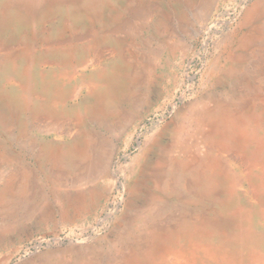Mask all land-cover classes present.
Here are the masks:
<instances>
[{
    "label": "rangeland",
    "instance_id": "1",
    "mask_svg": "<svg viewBox=\"0 0 264 264\" xmlns=\"http://www.w3.org/2000/svg\"><path fill=\"white\" fill-rule=\"evenodd\" d=\"M26 1L0 0V23L3 22V25L0 24V42L3 45L7 40L6 43L8 45L6 43L4 45L10 49L9 55L6 53L1 54L2 56L0 55V84L2 83L0 85V97L3 98L0 99V102H3L4 98L5 100H10L13 102L11 106L16 105L15 109L18 110L19 101L17 99L21 96V91L16 86L11 87L9 83L10 81H15L20 84L24 82V79L27 80L24 72L28 69L30 80L33 81L32 84L34 86V89L31 90L34 103L39 104L43 101L45 103L48 98L44 90L40 88L42 81H52L57 75L61 74L63 76L64 74L66 86L60 89L61 94H59L60 96L62 95L63 100L61 99V102L63 104H59L52 114L39 117L40 125L35 123V127L31 126L27 131V138L22 134L23 138L19 139V141H13L8 132L0 129V180L6 173L16 171L19 167L28 169L27 171L32 178V187L29 188L30 190L28 189L26 197L27 205H21L20 209L14 213L13 216H16V219L12 220V224L9 223L10 221L7 222L5 220L4 222V220L0 219V227L4 228V232L0 231V264H40L51 256L56 258L66 257L67 262H72L76 258L75 251L82 246L84 249L104 247L109 254H120L121 250L115 245L121 233L124 232L125 234L126 232L123 237H126L127 240L129 238L133 239L134 236L145 233V230L152 222L161 220L160 217L163 214L169 213L171 208L179 205L177 194L175 197L163 199L161 198L162 195L159 196V193L154 191L155 175L157 174L154 170L156 161L166 158L168 155L176 156L178 159L181 158V153H179L181 146H187L190 151H194L198 155L206 152L203 140L193 138L195 131L193 113L203 111L209 107L208 103L204 101V96L207 92L212 93L214 91L226 97L231 94L230 84L235 81L234 79L223 77L220 85L212 87L207 81L206 71L212 59L211 56L215 44L229 33L230 27L233 29L236 25L225 26L221 34H212L206 40V46L205 43L203 44L204 36L196 37L194 35V30L197 28L195 21L189 17L184 23L186 26L179 23L180 17L189 11L191 4H199L204 0H118V4L124 9L125 7L126 9L131 8L133 12L137 9L136 14H124L125 18L123 20H118L123 17L122 15L117 16L113 12L110 13L112 11L110 7L117 6L116 0H92L104 9H102V12L104 11L102 15L97 17L90 16L86 12L90 0H37L31 10L25 8ZM255 1L257 0H250V3L252 4ZM82 2L85 4H82ZM141 2L144 6L147 5L146 10H144L145 13L139 8V6H143ZM238 2L239 0H219L220 9L223 10L225 4H230V9H234L235 6L233 7L231 4ZM62 12H64V15H62ZM214 14H216V11ZM217 16H212V18L215 19ZM235 18L236 16L233 14L225 17V20L232 21ZM72 19H75L74 22H71L73 21ZM3 26L4 31L2 30ZM39 26H43V29ZM126 28L128 29L124 30ZM27 35H30V37ZM45 35L47 36L45 37ZM60 37L62 38L60 39ZM122 39L126 43H123ZM255 40L256 42L247 48L246 61L239 67L240 69L244 65H256L264 53V17L258 25ZM18 41H20L21 46ZM70 47L74 50L73 56H68L66 53V49ZM45 55L46 57H44ZM86 61L87 63H84ZM89 61L91 63H88ZM229 67L230 65L226 66V68ZM138 68L139 70H137ZM116 71L128 74V77L131 74L128 78V81L131 79L129 92L126 94L129 104L122 100L119 103L120 107L118 106L122 118L118 120L115 117L117 121L113 118L105 120V117L102 119L103 117L96 116L93 113L91 115L86 114L85 108L91 105L92 98L89 97L86 89L80 90L78 97L73 98L71 94H73L74 89H77L83 81H93L94 79V82H98L105 79L103 77L116 73ZM57 80L63 81V79ZM132 81H136L135 84H131ZM215 83L217 84V81ZM189 87L192 88L191 91H188L183 96V92ZM130 100L134 103L133 105L129 102ZM1 108L3 109L4 105L1 104ZM16 110H10L8 117L10 118ZM16 112L17 122L20 120L18 122L21 123L20 125L24 121L33 118L30 111L18 110ZM78 114L85 116L81 123L83 122V127L88 132L96 134L95 136L101 138L102 141L107 142L109 145H116L113 163L115 169L125 173L124 175L120 173L117 187H114L113 181L115 180L111 177L100 179L97 183L90 186L81 187L79 185L75 187L76 183H80L78 177L83 175V169H80L77 173L74 172L75 175L71 173V175L67 176L64 172L59 184L51 176L58 173L49 172L40 156L42 151H37L40 147L47 149L55 142H61L65 146L66 143H70L71 141L67 134L70 130L75 131L78 129V127H75V125L78 126V122L75 121ZM23 116L25 119L22 118ZM50 118L55 119V121H63V127H58L57 124L53 126ZM103 120L107 122V126L105 125L107 129L97 123ZM91 121L93 122L92 124ZM118 121L122 122L118 124ZM127 122L130 124L127 125ZM108 128L112 129V131H109ZM58 129L59 131L56 133L55 130ZM17 132H20L19 128H17ZM155 137L159 139L160 144L158 148H153L152 152H150L153 146L152 141ZM28 146H31V148L26 149ZM146 150L147 159L142 155V151L145 152ZM107 151L108 149L105 147L104 152H102V158L105 157ZM226 156L225 153H222L223 158ZM215 159L220 160L219 158ZM228 160H230V164L234 166L235 170L241 174L243 164L241 165L240 162L230 157ZM223 161L226 162L225 159ZM137 162L140 165H144L143 170H141L145 172L144 176L138 167L136 172H133ZM152 173L155 175H152ZM140 176L141 182L143 181L144 183H140L139 188L142 187L143 190L139 192L137 188V192L129 194V190H132L130 188L134 187ZM123 185H126V189ZM32 191L34 192L32 193ZM149 193H153L152 198H156V200H152L149 197ZM222 194L223 192H221V196ZM77 195L83 196V199L74 202ZM46 199L47 201L45 202ZM240 199H237L235 203L246 207L247 202L244 198L240 197ZM162 200H168L167 204L161 206H166V211H162V215L158 211L151 217L153 209L155 211L159 210V202ZM39 204H41V207ZM215 204L212 201V203H209L212 207H208L213 208ZM232 208H234L233 205ZM105 214H112V217L106 218ZM224 222L225 225L228 224L232 228L229 234L231 241L228 244L231 243L232 248H235V257L238 258L241 252L238 251L237 244H249L247 241H252L251 237H253L254 233L250 234L248 232L250 230L248 226H245L244 232L243 224V228L240 230L239 221L235 223ZM211 223L212 225L215 223L217 227L221 224V222H217V224L209 216V224ZM221 226L223 225L221 224ZM92 227L98 228L99 231H95L96 228ZM257 230L264 236V227H261L259 223ZM77 234H81V237L77 238ZM238 234L241 235L242 239ZM85 238L87 241L84 240ZM77 239L83 242H75ZM262 239L264 241V237ZM258 241L253 246L251 244L247 245L246 251L245 249L242 250L243 256L241 255L240 257L244 259V264H249L250 250H256L254 247L260 246ZM70 243L74 245L72 246Z\"/></svg>",
    "mask_w": 264,
    "mask_h": 264
},
{
    "label": "bare ground",
    "instance_id": "2",
    "mask_svg": "<svg viewBox=\"0 0 264 264\" xmlns=\"http://www.w3.org/2000/svg\"><path fill=\"white\" fill-rule=\"evenodd\" d=\"M54 1H58V0H54ZM91 1L92 0H90V4L86 9V12L89 13L90 16H94V17H97L98 15H102V13L104 12V11L102 12L103 8L100 7L97 3H94V1L92 2ZM36 2L37 0H27L24 6L26 9L31 10L35 6L34 4ZM116 2H117V6L115 5L114 7L113 6L110 7L112 10L110 13L113 12V14L117 16H121V15L123 16L124 14H128V15L136 14L137 9L133 12L131 8L126 9L125 5H123L125 7L124 9L121 5L118 4V0H116ZM83 3L84 2H82V4ZM231 5L233 7L235 6V8L230 9V4H225V8L222 10L220 9L219 0H204L202 3L199 4L193 3L189 6V11H187L186 14L182 15L180 17L181 19L179 20L180 24L186 23L189 17L191 18V20L195 21V23H197V28H195L194 30V35L196 37L204 36L205 40L203 44L205 43L206 46H207L206 40H208L212 36V34L214 35L221 34L222 33L221 31L225 28V26L227 27V26L236 25L235 28L233 29H231L230 27L229 33L226 36L222 37L221 40L217 41V43L215 44L214 51L211 56L212 59L210 61L208 70L206 71L207 81L210 83L209 85H211L212 87H216L217 85H220L221 78L223 77L232 80L234 79L235 81H232L230 84L231 94L228 95V97H226L225 95L218 94L217 92L214 91L212 93L207 92L206 95L204 96V101L208 103L209 107L205 108L203 111L193 113L194 121H195V131L193 134V138H196L197 140L200 139L203 140L204 146L206 148V152L202 155H198L195 154L194 151H190L187 148V146H181L179 152L181 153L180 155L181 158L178 159L176 156L173 157L172 155H168L166 158L156 161L154 165V170L157 173L156 175L152 173V175L154 174L156 178V180L154 181L155 184L154 191L159 193V196L162 195L161 198L163 199H168L169 197L172 196L175 197V195L177 194L179 199V205L174 208H171L169 210V213H165L162 215V211H166L167 207L166 206L161 207V206L167 204L168 202V200H162L159 202V206H158L159 210L155 211V209H153L154 211L151 214L152 217L153 215L156 214V212L159 211L160 215H162L160 217L161 220L152 222L149 225V227L145 230V233L139 236H134L133 239L129 238V240H127L126 237H123L126 234V232L125 234L124 232L121 233L115 245V247H118L119 250H121L120 254H111V253L109 254L108 250H106L104 247L84 249V247L82 246L75 251L76 258L72 262H67L66 257L56 258L51 256L45 259L40 264H244L245 263L244 259L240 257L241 255L243 256L242 250L245 249L246 251L249 244L253 246L255 242L258 241V239H259L258 243H260V246L257 245L256 247H254L256 250H250L249 264H264V247H263L264 241L262 239L264 236L262 235L261 232L257 230L258 223L260 224L261 227H264V53L260 57V60L257 62L256 65L253 64L244 65L242 69L239 68L246 61L245 55L247 52V48H249L250 46L253 45L254 42H256L255 36L258 32V25L262 20V18L264 17V0H257L252 4L250 3V0H239L238 3H233ZM145 6L144 5L139 6V8L144 11L147 8V5ZM215 11L216 14H214ZM62 13H63L62 15H64V12ZM233 14L236 16L234 20L232 21L225 20V17L232 16ZM212 16H217V17L214 19L212 18ZM124 18L125 16L119 18L118 20H123ZM74 20L71 22H74ZM184 25L186 26V24ZM134 26L136 25L134 24ZM39 27L42 28L43 26H39ZM164 28L166 27L164 26ZM3 29L4 26L2 30ZM127 29L128 28L124 30ZM53 32L55 33V31ZM20 33H22V31H20ZM24 33L26 34V32ZM47 35H45V37ZM28 37H30V35ZM80 37L79 39H81ZM61 38L62 37H60V39ZM18 42L20 43V41ZM117 42H116V46H117ZM5 43H3L2 45V43L0 42V55L3 53L8 54L10 51V49H8L6 45H4ZM6 44L8 45V43ZM34 49L36 50V48ZM73 52L74 50L72 47L66 49V53L68 56H73ZM44 57H46V55ZM100 62H104V61H100ZM84 63H87V61ZM88 63H91V61H89ZM227 65H230V67L226 68ZM28 70L24 72V75L27 80L24 79V82L20 84L15 81L12 82L10 81L9 84L11 85V87L16 86L21 91L20 93L21 96L19 97V99H17V101H19L18 110L30 111L31 117L33 118H31L28 121H24V123L20 125L21 123H18L20 120H18L17 122L18 117L17 115H15L17 114L16 111H18L15 109L16 105L11 106L13 102L10 100H5V98L3 102L2 101L0 102L2 105H4V108L3 109L1 108L2 111H0V129L5 132H8L9 135L13 138V141H19V139L23 138L22 134L25 138H27L26 134L28 129H30L31 126L35 127L34 126L35 123L36 125H40L41 121H39L40 120L39 117L43 115L52 114L55 108H57L59 104L60 105L63 104V102H61L62 95L60 96L59 94H61L60 89H62L63 86H66L65 85L66 80L64 74L63 76H61V74L57 75L55 78H53L52 81H48V80L42 81L40 88L44 90V93L48 96V98L46 99L45 103L43 101L37 104L33 102L34 98L31 90L34 89V86L32 84L33 81L30 80L31 77H29L30 73ZM137 70H139V68ZM36 74L38 75V73ZM127 75L128 74H124L121 71L120 72L116 71V73L114 74H109L106 77H103L105 79L101 81L97 80L98 82H94V79L93 81H83L77 89H74L73 94H71V96L73 98H77L79 95L78 92L82 89H86L88 91L89 97L92 98V103L91 105L86 106L85 113L89 115L93 113L96 116L103 117L102 119H104V117L106 118L105 120H107V118L109 119L113 118L114 120L117 121V119L119 120L122 118V116L120 115V111L118 109L119 103L122 100L128 103L126 94L127 92H129L128 89L130 87L129 84L131 82V79H129L128 81V78L131 76V74L129 75V77ZM57 79H63V81L61 82V80H57ZM147 79L148 78H146V80ZM136 81H132L131 84H135ZM215 81H217V84L215 83ZM191 89L192 88L189 87L183 92L182 95L184 96L188 91H191ZM1 98L2 97H0V99ZM129 98L132 99L131 97ZM129 102L132 105L134 104L132 100H130ZM10 110L13 111L16 110V111L9 118L8 116ZM60 113L62 112L60 111ZM13 115H15L16 118ZM22 118H24V116ZM76 119L77 120L75 121L78 122L77 123L78 126L75 125V127H78V129H76L77 131L70 130V132H68L67 134L68 137L70 138L71 141L70 143H66L65 146L61 142L59 143L55 142V144H51L52 146L49 147L50 149L49 148L43 149L40 147V149L37 150L38 152L42 151L40 156L43 159L44 164H46L49 172L58 173V174H53L51 176H53L54 177L53 179L56 180V182H59L60 184V180L63 178L64 172L68 176L71 175V173L74 174V172L77 173L80 169H83L84 170L83 175L78 177L80 183L79 184L76 183L75 187L79 185L81 187L90 186L97 183L98 180L107 177L113 178V180H115L113 181L114 187H117L118 185L117 183L119 182V178H120L119 177L120 173L121 175H124L125 173L115 169V165L113 163L114 155L116 153V145H112V144L109 145L107 144V142L102 141L101 138L95 136L96 134L94 135L93 133L88 132L83 127V122L81 123V121L85 119V116L78 114L76 115ZM64 121L66 120L64 119ZM51 122L53 126L57 124L58 127H61L64 124L63 121L61 120L55 121V119L54 120L51 119ZM121 122L122 121H118V124ZM92 123L93 122L91 121V124ZM97 123L99 126H104L105 128L107 126L106 125L107 122H105L104 120ZM129 124L130 123L127 122V125ZM17 128H19L20 132H17ZM108 130L112 131V129L110 128H108ZM55 131L57 133L59 129ZM152 142H153V146L150 149V152H152L153 148H158L160 144L159 139H156V137L155 139H153ZM23 144H25V142H23ZM105 147L108 149V151L105 157L102 158L101 157L102 152H104ZM28 148H31V146H28L26 149ZM222 153H225L227 156L223 158ZM142 155L146 158L147 150L145 152L142 151ZM229 157L233 158L237 162H240L241 165L243 164V171L241 174H239L235 170L234 166L230 164V160H228ZM215 158H219L220 160ZM223 159H225L226 162H224ZM137 167L141 171L143 170L144 165H140V163L137 162L136 166H134L135 170L133 172H136ZM27 170L28 169L26 168L19 167L17 168L16 171H10L6 173L3 176V178L0 180V186H1L0 187V219L4 220V222L5 220L7 222L10 221L9 223L13 222L12 220L16 219V216H13L14 213H16L20 209L21 205L24 206L27 205L26 202L27 192L28 189L32 187L31 185L32 178L30 177V174ZM142 173H143L142 175L144 176L145 172L143 171ZM140 183L142 184L144 183L143 181L141 182V176L139 177V180L135 182L134 187L130 188L132 190H129V194H131L132 192H137L136 191L137 188L138 191L141 192L143 188L142 187L139 188ZM123 186L126 189L125 187L126 185ZM33 192L34 191H32V193ZM221 192H223L222 196H221ZM152 194L153 193L151 194L149 193L150 198H152ZM240 197L244 198V200L248 203V204L246 203L247 208L244 206L242 207V205L240 204L238 205L235 203L237 199H240ZM75 199L76 200L74 202L80 201L83 199V196L77 195ZM152 200H156V198H152ZM46 201L47 199L45 200V202ZM212 201L215 202L216 204L213 208H210L212 207V205H209V203H212ZM206 204L207 206L205 207ZM231 204L234 206V208H232ZM39 205L41 207V204ZM209 216L216 223L221 222L223 226L219 224L220 226L217 227L215 223L214 225H212L213 222L209 224ZM108 217L111 218L112 214L111 215L107 214L106 218ZM224 221L229 223H235L239 221L240 230H242L244 226V232H245V226H248V228L250 229L248 232H250V234L254 233L253 237H251L252 241H247L249 244L247 243L237 244V249L239 252H241L238 255V258L235 257V253H234L235 248H232V245H230L231 243L228 244V242L231 241L229 234L232 228L228 224L225 225ZM92 228L95 229L96 227H92ZM0 231L4 232V228L0 227ZM95 231H99L98 228H96ZM80 237L81 234H77V238ZM239 237L242 239L241 235H239ZM84 240H86V238ZM75 242L82 243L83 241L77 239ZM245 255L247 254L245 253Z\"/></svg>",
    "mask_w": 264,
    "mask_h": 264
}]
</instances>
